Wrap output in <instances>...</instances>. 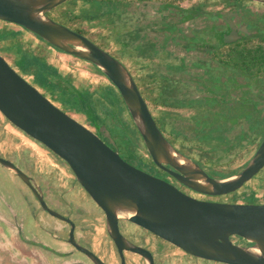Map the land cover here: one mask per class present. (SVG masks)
I'll return each mask as SVG.
<instances>
[{
  "label": "flooded vegetation",
  "instance_id": "obj_1",
  "mask_svg": "<svg viewBox=\"0 0 264 264\" xmlns=\"http://www.w3.org/2000/svg\"><path fill=\"white\" fill-rule=\"evenodd\" d=\"M84 2V7L89 8L87 0ZM91 13L92 19L77 21L75 27L83 29L86 36L103 45L109 53L120 57L169 141L211 176L216 168L219 172L232 171L229 175L242 169L248 161L242 168H231L233 155L243 148L258 147L264 137V3L255 0H123L118 8H112L108 2L99 1L97 6L91 7ZM85 25H89V29ZM104 29L109 32L101 33ZM74 58L94 66L95 70H82L87 77L84 83H76L74 69L63 72L53 62L50 64L62 75L70 76L75 87L91 92L97 88L116 92V86L93 63ZM10 64L56 105L72 116V112L84 116L83 123L97 130L84 114L72 108V102L53 96L35 82L33 75L23 73L14 59ZM135 69L144 73L135 74ZM96 76L108 82L93 84L90 81ZM224 105L233 109L228 117L245 121L235 127L227 141L218 142L216 159L210 161L206 156L209 145L186 139L184 134L187 124L195 118L224 117L221 107ZM100 108L106 117V122L100 125H113L114 115L110 116L105 110L113 108L118 113V107L106 99ZM0 116L14 126L1 112ZM246 120H253L259 132L252 133L251 122ZM240 132L248 137L241 140ZM30 138L40 150L47 152L51 162L43 161L37 153L21 146L0 148V157L13 163L10 167L0 162V264H231L192 255L150 230L120 218L123 263L108 232L105 212L62 158ZM116 144L123 158L127 156L141 164L143 170L171 182L183 192L199 199H223V196L211 197L189 188L168 170L157 166L149 154V159H145L140 153L143 146L137 144V153L130 157ZM195 151H198L197 156ZM167 168L172 169L170 165ZM19 172L26 173L33 184L36 182L42 187L44 199L55 213L43 208L37 195L21 182ZM5 186L15 191V202L4 190ZM235 193L232 202L264 204V168ZM71 229L73 242L69 241ZM231 240L242 247L254 245L239 235L231 236Z\"/></svg>",
  "mask_w": 264,
  "mask_h": 264
},
{
  "label": "water",
  "instance_id": "obj_2",
  "mask_svg": "<svg viewBox=\"0 0 264 264\" xmlns=\"http://www.w3.org/2000/svg\"><path fill=\"white\" fill-rule=\"evenodd\" d=\"M67 1L0 0V20L22 26L60 51L99 68L119 90L152 161L189 188L211 197L233 194L264 168V137L247 164L225 177L211 176L182 153L159 128L128 67L85 34L48 14ZM255 1L264 3V0ZM0 112L69 165L105 212L108 232L123 263L120 218L150 230L195 256L231 264H264V204L199 199L130 163L120 155L105 124L94 130L60 108L1 53ZM0 162L13 165L1 157ZM18 176L37 195L43 208L55 213L44 199L42 187L36 182L33 184L26 173L19 172ZM233 235L254 245H235L231 240ZM69 241H75L73 229Z\"/></svg>",
  "mask_w": 264,
  "mask_h": 264
},
{
  "label": "trees",
  "instance_id": "obj_3",
  "mask_svg": "<svg viewBox=\"0 0 264 264\" xmlns=\"http://www.w3.org/2000/svg\"><path fill=\"white\" fill-rule=\"evenodd\" d=\"M99 1L108 2L109 7L112 8H118L123 4V0H87L89 8L83 6L80 9V12L77 13L75 10L77 0H68L61 6L50 11L48 14L55 20L82 34H86L83 29L75 27V23L77 21H87L92 19L91 7L97 6ZM35 36L44 42L45 45H38L35 48H32L31 46L25 47L21 40V32L19 29H6L1 27L0 42L11 40V45L7 47L3 46V49H0V52H3V50L14 52V62L23 73L33 75L35 82L47 88L53 96L62 99L65 102H72V108L77 112L84 114L87 121L95 127H98L100 123L106 122V117L101 113L103 109L100 108L103 101L106 99L112 101V103L118 107V113L113 110V108H108L105 111L107 113L110 112V116L114 115L115 117L114 124H107V126L116 139V142L122 149L127 151L130 157L135 156V153H137L138 148L135 147L137 144L141 147L143 146L146 153L149 154L131 116L128 121L124 120L120 115L124 111L128 112L120 92L117 89L116 92H110L103 90L102 88H97L91 92L87 88L75 87L72 84V78L70 76L62 75L58 69L50 64L46 46L52 45L43 41L39 36ZM98 71L104 74L101 70L98 69ZM119 102L122 103L123 107L121 105L119 107ZM221 107L223 108L224 117L219 119L195 118L191 123L187 124V132L184 134L186 139L192 138L197 142H205L209 145L206 156L208 159L210 158V161L216 159L215 151L219 146L218 142L227 141L232 132L235 131V127H237L242 121H245L242 118L228 117L227 115L230 111H233V109H227L226 105ZM246 121L251 122L250 128L252 129V133L259 132L258 125H256L253 120ZM132 134L134 136H132ZM135 134H138L139 137L137 138ZM239 137L242 140L247 138L248 135L240 132ZM142 158L143 157L140 156L141 160ZM215 163H217V161ZM231 172H219L217 171V168L213 170V174L218 173V176L221 177L228 176Z\"/></svg>",
  "mask_w": 264,
  "mask_h": 264
},
{
  "label": "rangeland",
  "instance_id": "obj_4",
  "mask_svg": "<svg viewBox=\"0 0 264 264\" xmlns=\"http://www.w3.org/2000/svg\"><path fill=\"white\" fill-rule=\"evenodd\" d=\"M84 1L85 0H78L77 1L76 7H75L76 11L80 7L85 6L86 3ZM0 27L20 28L19 30L21 31V40H22L23 44L25 45V47L31 46L32 48H35L38 45H43V43H41V41H39V38H37L32 32H30L27 29H24V28H22V27H20V26H18L16 24L6 23V21L0 20ZM86 27H87L86 29H89L88 28L89 25L86 26ZM102 32L108 33L109 30L108 29H104V30L101 31V33ZM10 42H11V40H6V41L0 43V49H3V46L7 47V46L11 45ZM99 45L102 48L106 49L103 45H101V44H99ZM3 52H4V55L8 58V60L10 62H12L13 56H15L14 52H10V51H7V50H3ZM48 52H50V51H48ZM112 54L115 57L120 58L117 54H115V53H112ZM47 56H48L49 61H51L54 64H56L63 72H69L70 68L74 69L75 70L74 74H75L76 83H84L85 81H87L86 74L82 71L83 69H94V66L92 64L84 62V61H79V60H77L74 57H73L74 59H72V60L75 61V62L72 63L71 61L57 59L51 53H48ZM77 62H80V63L78 64ZM77 68H79V70H77ZM133 72L135 74L144 73L143 70H138V69L133 70ZM90 82H92L93 84H94V82H95V84H104V83H107L108 81L105 78L101 77V76H96V79H93ZM72 113L77 119H79L80 121L85 123L84 116L76 114L74 112H72ZM123 114H124L123 117L126 120L129 121L130 116L127 113V111H124ZM91 128L95 130L94 127H91ZM6 146H12V147L21 146V147L29 149L32 153H37L38 157L40 159L42 158L43 161H49V162L52 161L50 159V157L48 156L47 152H45L44 150H40L33 139H31L27 134H25L23 131H21L20 129L16 128L15 126L7 124L5 122V120H4V118L2 116H0V148H5ZM256 148H257V146L254 145L252 147H249V148H246V149L243 148V149L239 150L237 155L236 156L233 155L234 158L232 160H230L231 161V168H236V169L242 168L245 165V163L252 157V155L254 154ZM140 153L142 154V156L145 159H147V160L149 159V157H148V155L146 153V150L143 147L141 148ZM194 154L197 156L198 151H195ZM123 156L130 163L139 166V168L142 167L141 164L135 163L134 161L130 160L125 155H123ZM217 175H219V174L217 173ZM212 176H213V173H212ZM7 187L8 186H5L4 190L7 192V194H9L8 196L11 195V197L13 199V202H15L14 201V200H16L15 191L12 188L10 189V188H7ZM235 196H236V193L225 195V196H223V199H220V201L232 202V200L234 199Z\"/></svg>",
  "mask_w": 264,
  "mask_h": 264
},
{
  "label": "crops",
  "instance_id": "obj_5",
  "mask_svg": "<svg viewBox=\"0 0 264 264\" xmlns=\"http://www.w3.org/2000/svg\"><path fill=\"white\" fill-rule=\"evenodd\" d=\"M1 28V27H0ZM15 28V27H14ZM17 29H20V28H17ZM21 32V31H20ZM39 41H41L39 39ZM41 43H43V45H45L44 42L41 41ZM47 47V50L50 51V53L56 57L57 59H60V60H66V61H71L72 63L75 62L73 61L72 59H74L72 55L70 54H67V53H64V52H61L59 50H57L54 46H46ZM78 63V62H77ZM71 70V68H70Z\"/></svg>",
  "mask_w": 264,
  "mask_h": 264
},
{
  "label": "built area",
  "instance_id": "obj_6",
  "mask_svg": "<svg viewBox=\"0 0 264 264\" xmlns=\"http://www.w3.org/2000/svg\"><path fill=\"white\" fill-rule=\"evenodd\" d=\"M31 79V78H30Z\"/></svg>",
  "mask_w": 264,
  "mask_h": 264
}]
</instances>
